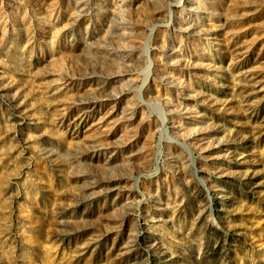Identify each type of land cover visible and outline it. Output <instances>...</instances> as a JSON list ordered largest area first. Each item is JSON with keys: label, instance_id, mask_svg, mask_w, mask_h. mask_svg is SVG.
<instances>
[{"label": "rangeland", "instance_id": "rangeland-1", "mask_svg": "<svg viewBox=\"0 0 264 264\" xmlns=\"http://www.w3.org/2000/svg\"><path fill=\"white\" fill-rule=\"evenodd\" d=\"M0 264H264V0H0Z\"/></svg>", "mask_w": 264, "mask_h": 264}, {"label": "bare ground", "instance_id": "bare-ground-1", "mask_svg": "<svg viewBox=\"0 0 264 264\" xmlns=\"http://www.w3.org/2000/svg\"><path fill=\"white\" fill-rule=\"evenodd\" d=\"M111 155H109V157H110Z\"/></svg>", "mask_w": 264, "mask_h": 264}]
</instances>
